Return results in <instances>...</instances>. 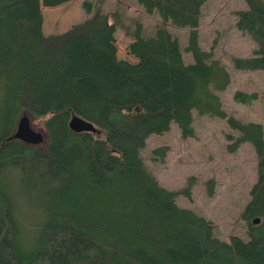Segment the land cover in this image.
Here are the masks:
<instances>
[{
	"label": "trees",
	"instance_id": "trees-1",
	"mask_svg": "<svg viewBox=\"0 0 264 264\" xmlns=\"http://www.w3.org/2000/svg\"><path fill=\"white\" fill-rule=\"evenodd\" d=\"M68 1L0 0V264H264L263 127L222 110L217 95L230 77L197 40L209 0H136L146 15L189 29L187 64L167 28L144 36L139 22L127 31L134 62L119 59L116 21L90 1L80 6L87 20L44 35L41 7ZM244 1L234 26L254 49L231 63L264 71V0ZM232 99L248 105L255 95L235 91ZM192 112L236 134L224 135L227 151L254 150L257 178L239 213L246 240L217 239L209 221L175 204L189 198V186L162 188L139 155L170 124L192 138ZM22 115L42 122V145L9 140ZM71 116L101 135L73 133ZM165 150L151 153L161 161Z\"/></svg>",
	"mask_w": 264,
	"mask_h": 264
},
{
	"label": "rangeland",
	"instance_id": "rangeland-1",
	"mask_svg": "<svg viewBox=\"0 0 264 264\" xmlns=\"http://www.w3.org/2000/svg\"><path fill=\"white\" fill-rule=\"evenodd\" d=\"M83 1H90L100 9L102 14L109 17V22L116 21L114 38L119 59L134 62V57L126 53L130 43L127 31H132L134 23L139 22L144 36L153 35L157 24L167 28L179 43L182 61L185 64L191 62V55L184 51L189 29L174 28L168 23H161L156 15H146L136 0H71L54 8L41 7L42 33L46 36L61 35L69 27L87 20L80 7ZM245 6L244 0L207 1L201 8L197 40L199 48L211 52L213 59L223 64L230 77L225 90L217 95L222 110L241 122L261 125L264 137V71H237L231 63L234 57L252 56L254 49L253 41L240 34L234 26L235 12L243 10ZM235 91L254 94L255 99L248 105L239 104L232 99ZM192 115V138L181 139L178 128L170 124L167 133L151 135L146 139L145 148L139 152L142 162L162 188L180 191L189 186V198L180 195L175 199V204L209 221L217 239L228 241L230 236H235L246 240V226L239 213L247 204L251 187L257 178L254 150L245 143L239 145L234 153L227 151L230 142L224 135L236 134L224 121L199 116L195 112ZM29 122L33 131L43 134L45 142L42 122ZM162 146L166 149L165 157L159 161V157L151 152ZM27 215H32V212L27 211Z\"/></svg>",
	"mask_w": 264,
	"mask_h": 264
},
{
	"label": "water",
	"instance_id": "water-1",
	"mask_svg": "<svg viewBox=\"0 0 264 264\" xmlns=\"http://www.w3.org/2000/svg\"><path fill=\"white\" fill-rule=\"evenodd\" d=\"M29 118L26 115H22L17 120V126L15 127L14 133L11 135L9 140H17L23 144L29 146H39L44 142L43 134L33 131L31 128ZM68 129L73 133H98L97 130L88 123L87 120L84 121L78 117L71 116L69 118ZM254 221L253 223H256Z\"/></svg>",
	"mask_w": 264,
	"mask_h": 264
}]
</instances>
